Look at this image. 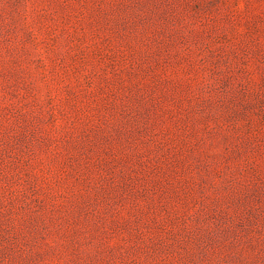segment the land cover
Wrapping results in <instances>:
<instances>
[{"label":"rangeland","instance_id":"obj_1","mask_svg":"<svg viewBox=\"0 0 264 264\" xmlns=\"http://www.w3.org/2000/svg\"><path fill=\"white\" fill-rule=\"evenodd\" d=\"M0 264H264V0H0Z\"/></svg>","mask_w":264,"mask_h":264}]
</instances>
